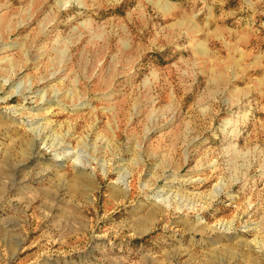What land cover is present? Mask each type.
Wrapping results in <instances>:
<instances>
[{"label":"rangeland","instance_id":"rangeland-1","mask_svg":"<svg viewBox=\"0 0 264 264\" xmlns=\"http://www.w3.org/2000/svg\"><path fill=\"white\" fill-rule=\"evenodd\" d=\"M0 264H264V0H0Z\"/></svg>","mask_w":264,"mask_h":264}]
</instances>
